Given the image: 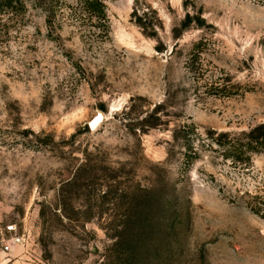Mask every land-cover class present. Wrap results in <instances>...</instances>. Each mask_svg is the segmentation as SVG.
<instances>
[{
	"label": "rangeland",
	"instance_id": "obj_1",
	"mask_svg": "<svg viewBox=\"0 0 264 264\" xmlns=\"http://www.w3.org/2000/svg\"><path fill=\"white\" fill-rule=\"evenodd\" d=\"M4 1L0 264H125L132 208L136 264H264V4L107 0L105 37L76 0Z\"/></svg>",
	"mask_w": 264,
	"mask_h": 264
},
{
	"label": "trees",
	"instance_id": "obj_2",
	"mask_svg": "<svg viewBox=\"0 0 264 264\" xmlns=\"http://www.w3.org/2000/svg\"><path fill=\"white\" fill-rule=\"evenodd\" d=\"M14 0H5L4 3L11 4ZM107 0H76V13L81 15V18L95 20L98 23V28H102V34L105 37L109 35V22L107 14ZM264 4V0H256ZM48 11L51 15H55V8L53 5L49 7ZM101 31V30H100ZM256 134L252 135L249 147L264 145V125H260L254 131ZM148 200V206H149ZM139 208H132L127 213L126 221L121 225L118 235L116 237V245L123 248L125 254L130 257L124 260L125 264H136L140 260V244L146 240L151 234L150 214L153 209L147 208L139 210Z\"/></svg>",
	"mask_w": 264,
	"mask_h": 264
},
{
	"label": "water",
	"instance_id": "obj_3",
	"mask_svg": "<svg viewBox=\"0 0 264 264\" xmlns=\"http://www.w3.org/2000/svg\"><path fill=\"white\" fill-rule=\"evenodd\" d=\"M106 116L104 114V112L98 110L97 112V116L89 123V129L91 131H95L102 122H104Z\"/></svg>",
	"mask_w": 264,
	"mask_h": 264
}]
</instances>
